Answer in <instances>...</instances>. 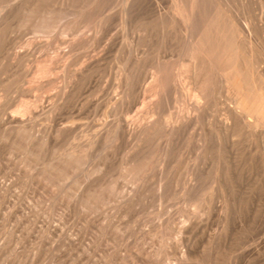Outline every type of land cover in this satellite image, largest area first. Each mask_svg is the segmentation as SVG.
Here are the masks:
<instances>
[{
  "label": "rangeland",
  "instance_id": "374dc122",
  "mask_svg": "<svg viewBox=\"0 0 264 264\" xmlns=\"http://www.w3.org/2000/svg\"><path fill=\"white\" fill-rule=\"evenodd\" d=\"M152 13V0H0V264H214L201 230L216 226V177L255 139L222 122L246 101L264 128V75L247 96L215 88L188 120L185 90L178 103L163 90L167 20Z\"/></svg>",
  "mask_w": 264,
  "mask_h": 264
},
{
  "label": "bare ground",
  "instance_id": "6f19581e",
  "mask_svg": "<svg viewBox=\"0 0 264 264\" xmlns=\"http://www.w3.org/2000/svg\"><path fill=\"white\" fill-rule=\"evenodd\" d=\"M152 11L153 17L163 15L167 20L166 66L169 75L168 78L160 76L161 82L165 84L163 90L169 91L171 103L179 101L177 86L180 90H185L182 91L185 96L184 117L188 120L195 121L205 113L204 104L206 105L215 88L224 89L228 86L227 82H230L238 93L247 96L249 85L246 78L250 79V86H256L260 74L264 75V0H152ZM127 15L126 13V21ZM139 82L136 84L139 85ZM224 97L226 99L229 96ZM152 102L147 96L143 97V104ZM244 102L243 108L227 104V113L222 125L224 124L225 128H233L237 137L242 133L254 135L255 139L251 141L253 147L245 149V152H241L239 145L235 147V152L232 153V167L226 173L229 181L226 180L225 172L218 171L220 173L216 177L214 189L216 200L214 206L212 205L216 226L210 232L209 226L207 228L206 224H202L201 238L203 244H213L210 253L214 255V264H264V202L261 201L264 199V156L257 149L258 146H264V128L254 127L249 117V107L246 101ZM169 113L171 120L182 117L177 112ZM132 126L124 120L118 124L117 130L120 129L122 135L135 134ZM202 250L205 252L204 247Z\"/></svg>",
  "mask_w": 264,
  "mask_h": 264
}]
</instances>
